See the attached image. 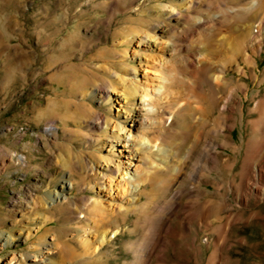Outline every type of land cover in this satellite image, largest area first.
Returning <instances> with one entry per match:
<instances>
[{
    "label": "rangeland",
    "instance_id": "1",
    "mask_svg": "<svg viewBox=\"0 0 264 264\" xmlns=\"http://www.w3.org/2000/svg\"><path fill=\"white\" fill-rule=\"evenodd\" d=\"M248 2L0 0V264H264V191L237 196L264 100ZM224 30L243 46L220 81L141 101L146 62L217 52Z\"/></svg>",
    "mask_w": 264,
    "mask_h": 264
},
{
    "label": "bare ground",
    "instance_id": "2",
    "mask_svg": "<svg viewBox=\"0 0 264 264\" xmlns=\"http://www.w3.org/2000/svg\"><path fill=\"white\" fill-rule=\"evenodd\" d=\"M257 2H258V0H249L247 8L246 7L243 8L242 11L247 12L248 10H250V8L252 9V7L255 6V4ZM225 16L226 15H223L224 18H225ZM194 20H196V18ZM206 23L210 24L211 29L214 26L216 27L215 22L214 23L206 22ZM184 32H185V30H184ZM201 33H203V32H201ZM222 34L220 33V36H218L219 38L215 42L218 46L217 52H216L217 48L215 50H214V48L213 49L210 48L209 50H207L206 48L203 47L204 48L203 50H199L198 52L189 56L190 57L189 59H191V60L188 59V61H187V59H185V61H184L181 58H175L173 60L169 59V61H168V60H165L164 58H161V57H152V59L149 62H152L153 64L151 65V63L149 64L146 62L145 66H147V68H151V71L154 73L159 84L153 85V84L148 83V84L143 85V87L140 88L141 89L140 90L141 101L143 103L148 104V102L152 99L151 97L158 98V96L162 93V91H164L163 88H164L165 83L168 80L170 81V79H171V77H173V75L179 74L182 76H187V75L189 76L190 74H192L195 71V72H198L200 74L205 73V74H208V76L210 75L211 78L214 79V81H217V82L220 81L223 77L222 74L224 72V67L228 63H231L233 61L235 63V57L237 55L236 53L240 54V52L242 50L241 47L243 46V44H242L243 41L241 42V38H240V40H237V39H239L237 37L238 35L234 36L232 34V31L224 30L222 32ZM202 36H203V34H202ZM239 37H240V34H239ZM218 56H222V59H221L222 65L220 64L221 66L214 67V64L216 62L213 63L212 60L214 58H217ZM218 60H220V59L218 58ZM219 63H220V61H219ZM122 79L123 78H121V81H124ZM131 89L134 92L135 88L131 87ZM135 92H137V90ZM133 94H135V93H133ZM190 105H191V103H190ZM190 105L186 104V106L183 108V111L188 112L190 110ZM152 111H153L152 108L149 106L147 112L150 114ZM258 112H259V114H258L259 118L254 120L252 122V124L255 127V131L259 132L258 134H260L261 136L258 137L257 139H255L256 138V136H255V138H253V140L250 139L245 144L244 157L242 160V165H241V170H240V175H239L240 179H239V182L237 184L238 185L237 189H239V190H237V191H239L237 196L241 201H245L247 199V197L250 195H254L256 197L264 191V100L259 102ZM178 121H179V119H178ZM153 140H155L154 137L149 138L145 134H142V135L138 136V139L136 142L139 146H144ZM200 155H202V154H200ZM204 156H205V154H204ZM135 174H136L137 178H140L142 175H146L147 172H146V170H141L140 172H137ZM54 196L56 198L59 197L56 194ZM104 236H105V234L104 235L101 234V237L99 240L100 244L103 243L104 238H105ZM85 247L88 248V246H85ZM88 250H90V248Z\"/></svg>",
    "mask_w": 264,
    "mask_h": 264
}]
</instances>
